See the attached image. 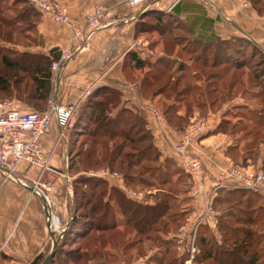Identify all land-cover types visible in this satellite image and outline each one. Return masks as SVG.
I'll return each instance as SVG.
<instances>
[{"label": "crops", "instance_id": "0c3cea01", "mask_svg": "<svg viewBox=\"0 0 264 264\" xmlns=\"http://www.w3.org/2000/svg\"><path fill=\"white\" fill-rule=\"evenodd\" d=\"M61 2L70 22L39 16L35 23L38 42L28 50L46 54L55 48L58 57L62 49L72 51L71 58L59 71L50 68L52 88L47 102L54 99L60 103H79L81 109L92 92H99L102 88L101 93L104 89L114 90L118 95L117 105L106 110L111 117L121 108L136 113L150 132L160 157L173 160L183 171L181 163L186 157H198L203 163V174L193 177L188 174L190 205L185 208L180 226L164 235L165 239L173 242L176 264H188L187 232L204 212L212 191L213 177L227 169L239 151L233 143L232 133L219 126L224 119H229L227 115L233 111L232 108L246 107L247 111H258L260 108L251 103L259 102L264 96L259 92L260 83L253 80V70L260 66L246 60L250 47L245 45L248 39L258 46L256 54L259 50L264 53V14L249 0H143L137 5L130 4L129 0H100L113 17L102 18L100 27L82 43L91 29L86 15L93 13L95 1ZM142 6L145 9L140 11ZM148 10L149 13L143 14ZM131 52L145 62L143 67L135 66L130 58ZM194 65L225 73L219 78L214 73L201 78ZM153 66L178 72L181 80L188 78L193 82L191 85L204 89L219 82L220 88H228V94L222 98V92L212 90L215 98L212 103L209 99L204 106L193 105L189 109L180 106L179 101L171 100L168 104L176 102V106L170 119L159 106L161 94L147 97L145 92L150 82L141 73ZM112 104L109 103L110 106ZM151 108L159 111L160 116L155 115ZM196 118L206 120L205 129L189 142L185 154H177L173 146ZM57 134L58 127L52 122L42 137V147L48 156L46 167L20 162L13 171L16 180L0 169V264H28L39 252L47 254L52 246L54 239L48 228L44 198L34 190L44 194L50 213L58 220L60 233L68 227L72 190L69 172L66 178L63 170L71 138L69 131L66 140L58 141ZM257 151V158L252 163L260 166L264 157L263 143ZM97 176L105 178L111 185L115 183L132 199L122 178L117 175L115 178L113 174ZM224 191L218 189L213 202L216 194L221 195ZM145 203L154 202L150 199ZM213 207L222 213L214 204ZM115 218L119 229L122 228L123 216L117 208ZM208 223L198 224L197 236L203 227L215 230ZM195 245L197 247L196 241ZM152 253L148 252L130 264H147ZM190 264L197 263L193 259Z\"/></svg>", "mask_w": 264, "mask_h": 264}, {"label": "trees", "instance_id": "16d2710c", "mask_svg": "<svg viewBox=\"0 0 264 264\" xmlns=\"http://www.w3.org/2000/svg\"><path fill=\"white\" fill-rule=\"evenodd\" d=\"M59 1L61 2V0ZM249 1L260 13L262 12L264 14V7H261L260 4V2H262L263 0ZM23 2L27 3L30 6V9L33 13V23L35 27V23L36 21H38L40 15L35 10V8L26 0H23ZM9 9H11V6L9 7ZM1 13L3 12L0 11V23H2L3 25L10 24L11 21L23 14H21L19 11H16V14H14L11 19H8L2 16ZM147 13H149V10L144 12L143 14ZM245 45H248V47H250V54L246 55V60H250V62L253 63H258V65L260 66V68H255L253 70V80L254 82L260 83L261 90L259 92L260 94H263L264 53L259 50V54H256L255 51L259 49L258 46L248 39H246ZM56 52L57 49L55 48L50 49L46 54L23 52L22 54H17L15 56L17 57L16 60H9L6 56H0L5 68L12 71V76L14 77V79L16 78V84L21 83L22 78L20 76L24 77L26 74L28 75V81L26 83L24 82L29 87L27 97L30 98L31 101L34 99L36 101H40V105H36V107H38V110L34 111L43 110L47 106V97L49 96V91L52 88L50 65L52 61L58 58V54ZM252 57L253 59H251ZM130 58L134 61L136 67L144 66L145 62L140 59L135 53L131 52ZM26 59H28L30 63L25 65ZM229 59L230 61H232L230 57ZM213 73L219 78V76L223 75L225 72L219 70L213 71L211 74ZM9 81L10 80L8 74H6L5 76L3 74H0V91L9 89ZM151 84L152 83L150 82L149 85ZM173 85L172 83H169L167 81L165 84L160 86V88L155 89L152 92V95L162 94ZM192 87L198 88V90L196 91H199V93L194 99H192V101L186 102L187 96L194 90L192 89ZM102 89H100L99 92L97 90L96 92H92V94L87 98L86 102L83 104L79 111L75 126L71 129L70 132L71 139L70 141H68L66 167L67 170H69L72 161L74 159L76 160L79 157H86V159L88 160L89 157L92 156V158H95V163L96 161L98 162L100 152L97 151L96 147H93L94 142H97L96 140H81L79 148L73 152V148L78 142V138L89 136L94 139H112L119 136L122 140L125 141L126 139L130 138L132 132L134 131L136 133H141L136 136L135 141H142L144 138L148 139L147 147L141 149V151H138V156L137 154H135V160L133 153L136 152H127L123 150V148L127 146L126 142L124 141H122L121 143H114L111 149H106V155H108V164H110L112 167L114 165H117V167L121 168V170L124 171V183H133V178H131L132 175L130 174L132 167H134L144 159H150L146 154L148 151L154 152L156 158L160 157V153L153 145L152 136L150 132L146 130L144 121L136 113L132 112L129 109L121 108L113 117L108 114V111L106 110H109L110 107H114L117 105L116 102L118 95L116 91L110 89H107V91H105L104 89V91L101 93ZM169 90L173 91L174 94L172 100L176 102L179 101L180 106H183V104H187L185 106L186 109H189L193 105L202 107L209 99L212 103V101L215 99L212 90L221 92L219 82H217V85L210 84L204 90H200V87L197 86H185L179 90H175L172 88ZM16 98L19 99V96H16ZM111 102H113L112 106L109 105V103ZM176 102L167 104V106L163 109L170 119L173 118V110L175 109ZM241 110L247 111V108L242 107L237 112L243 113ZM231 113L236 112L232 111ZM246 113L247 115H239V121H250L255 127L264 125V106L258 111H247ZM86 114H88V118H85V116L87 117ZM228 121V119H224L219 126L220 129H227V126L230 123ZM260 143L264 144L263 141H261ZM85 145H87L86 148H84ZM164 159L165 161L175 165L173 160L169 158ZM247 159L248 158L245 155H242L241 159L234 161L244 167H256L264 170L263 160L262 165L251 166L252 162H247ZM175 167V170L178 172V180L183 173L188 178V174L186 172H184L180 167L176 165ZM108 168L112 170V168ZM73 183L77 186L81 184L87 186L89 189V193L87 194V191L77 187H74V190H72L69 204L71 213L68 227L58 241L54 256L49 260L47 264H65L70 260L74 262L81 260L83 257L80 254L71 256L72 254L70 253L72 251H68L66 247L70 243L73 244L77 241L83 240L88 235V232L90 230L94 229L98 232L118 230L119 225L115 218V207L113 208L114 203H116V208L120 210V213L123 216V222L121 225L123 227L125 226L126 228L134 230L135 234L142 235L141 239L138 238L136 240L138 241V243L149 241L151 231L159 233L160 240H157L160 241L159 247H161L162 250L160 253H158L159 255L152 254L149 257L148 261L153 260L158 263L165 261L164 259L170 253L173 242L171 240L165 239L164 235H166L168 232L176 231L178 229L186 211L182 209L181 212H176L177 210H175L174 206H176L177 201L176 199L170 198L169 192L164 191V194H161L165 197L164 199H161L153 204H146L129 198L122 189L118 188L114 184L111 185L105 178L102 177L82 175L81 177L71 179V187ZM157 183L165 185L169 183V180L166 176H163ZM77 194L80 196V202L76 205L73 204L71 206V203H73V195L76 196ZM217 194L213 202L215 207L219 208L221 204H225L226 202H232L234 204H232V208H230L229 210H222L223 213L221 217L219 216L220 219H218L215 230L209 229L208 227H203L201 229L202 231H200L196 239L197 251L194 257L195 263L264 264V243L261 245V240L264 237V232H257L256 229L259 225L264 224V193L253 192L250 190L232 189L225 190L221 195ZM170 200L173 202L170 203ZM111 202H113V204ZM84 206L89 207L90 213H88L90 215L84 214L82 212L80 213L81 208H83ZM234 208H237L239 212V218L236 217L235 221L237 226H229L226 220L234 215V213L232 214L230 212ZM159 220H163L162 228H156V226H154ZM215 232L220 235L219 240L216 239ZM230 240H232V242ZM134 242L135 240H128L126 245L134 246ZM157 249L160 250V248L158 247ZM95 254L96 252L94 251V255ZM176 263L177 258L174 255L172 260L169 261L168 264Z\"/></svg>", "mask_w": 264, "mask_h": 264}, {"label": "rangeland", "instance_id": "374dc122", "mask_svg": "<svg viewBox=\"0 0 264 264\" xmlns=\"http://www.w3.org/2000/svg\"><path fill=\"white\" fill-rule=\"evenodd\" d=\"M260 4L261 7H264V0L260 2ZM10 6L11 9H9ZM144 7H146V5ZM0 11L3 12L1 13V15L8 19H11L14 16V14H16V11H19L21 14L23 13L20 17L11 21L10 24L8 25L6 24L3 25L2 23H0V56H6L7 59L9 60H13V59L16 60L17 57L15 56L17 54L28 52L29 48L33 47L34 44L38 42V35L35 31V27L33 23L34 20L32 16L33 13L30 9V6L27 3L23 2V0H3V1L1 0ZM28 14L30 15V17ZM187 56L188 55H186L185 57L187 58ZM29 63L30 61L26 59L25 65ZM194 66L197 68L198 70L197 73L201 75V78L203 76L206 77L209 73L213 72L212 68L203 69L200 65H194ZM142 73L141 75H144L147 81L152 83L151 85H149V88L145 91L147 97H149V95H152V92L155 89L160 88V86L165 84L167 81L169 83H172V85L173 84L175 85V86L174 85L171 86L169 89L172 88L175 90H179L185 86H193L191 85L193 82H191L188 78H184V80H181L178 72L176 73L173 70L168 71L161 67L153 66L148 68L144 72V74ZM185 73L187 76L190 75L189 72H185ZM0 74H3L4 76L8 74L10 80L9 89L0 91V98L13 100L14 105H16V107L20 109L38 110V107H36V105L39 106L40 101H36L35 99L31 101L30 98L27 97L28 96L27 93L29 91V87L25 84L28 81L27 74L24 77L20 76L22 78L21 83L16 84L15 83L16 78L14 79V77L12 76V71L5 68V66L2 63L1 57H0ZM141 75H139V77H141ZM179 79L181 80L180 82ZM226 88L227 87L220 88L221 92L224 94L222 98H226L228 94V89ZM169 89L167 91H164V93L160 95L161 99L159 106L161 110H163L167 106L168 102L171 101L174 97L173 91H170ZM192 89L194 90L191 94L187 96L186 102L192 101V99H194L199 93V91H196L198 90V88L192 87ZM200 90H204V88H200ZM16 96H19V99L16 98ZM251 104L252 105L255 104L259 108H263L264 97H262L259 100V102L254 101ZM186 105L187 104H183L184 108ZM232 110L236 113L230 112L229 116L227 115V117L230 118L228 119L229 120L228 122L230 123L227 126V129L232 133L233 143L239 147V151L237 154H234L233 159L239 160L241 159L240 157L242 155L243 156L245 155L248 159H250V161L248 162L250 163L254 162L258 155L257 147L259 148L260 145L259 143L261 141L264 142V140H261L264 139V125L255 127L253 123L250 121H239L238 119L239 115L241 114L247 115L246 111H242L243 113L237 112L240 110V108L238 107L232 108ZM196 119H193L190 123H192ZM139 134L141 133H136L133 131L130 138L126 139L125 141L122 140L119 136L112 139L110 138L94 139L89 136L78 138V142L73 148V152L79 148L81 140H85V139H89L90 141L96 140L97 142H94L93 147H96L97 151L100 152V155L98 157V162L96 161L95 163V158H92V156L89 157L88 160L86 159V157L84 158L79 157L76 160L74 159L72 161L69 170H67V167H65L64 165V170H63L64 176L67 175V171H68L70 175L69 177L70 181L71 179L81 177L82 175L91 176V177L93 176L101 177V176H97V175H102L99 173V171L107 170L109 174L116 173L118 178H122V180H124V171L121 170V168L117 167V165H114L112 167L110 164H108L107 162L108 155H106L107 152L106 149H111L114 143H121L122 141H124L126 142L127 146L123 148V150L127 152H136L133 153L135 160L136 158L135 154H137L138 156L137 152L141 151V149L146 148L148 144L147 138H144L142 141H138V142L135 141L136 136H138ZM86 147L87 145L84 146V148ZM146 154L147 157L150 159H144L140 161L137 165L132 167V170L130 171L131 172L130 174L132 175L131 178H133V183L131 182L124 183V185L126 184L125 187L127 189H130V193L132 194L131 195L132 199L142 203L148 202L150 201V199H152V201L155 203L161 199H164L165 197L161 194H164V191H167L169 192L170 198L176 199L177 201L176 206H174L173 204L175 210H177L176 212L178 211L181 212L182 209L185 210V208H188V206L190 205V198H188L187 196V191L189 189V180L187 176L183 173L180 179L178 180L177 179L178 172L175 170L176 168L175 165L165 161L164 158H160V157L156 158L154 152L152 151H148ZM234 160L231 161L237 164ZM252 165L255 164L251 163V166ZM108 167L112 168V170H110ZM163 176H166L168 178L169 183L165 185L164 184L161 185L157 183L160 181V178H162ZM189 176L191 175L189 174ZM74 187L82 188L83 190L87 191V194L89 193V189L87 186H84L82 184L77 186L73 183L72 187L71 188L69 187L70 191L74 190ZM223 189L232 190L229 187L220 188V190ZM73 196H74L73 199L71 198L73 202L71 203V206L73 204L76 205L80 202V196L78 194L76 196L75 195ZM172 202L173 201H171L170 203ZM232 204L234 203L226 202L225 204H221L219 209L229 210L230 208H232ZM114 207L115 208L117 207L116 203H114L113 208ZM81 212L84 214H89L90 213L89 207L84 206L83 208H81L80 213ZM230 212L232 214L234 213V215L231 218L229 217L226 221L229 224V226H237L235 222L236 217L239 218V212L237 208H234ZM222 213L220 212V217ZM162 222L163 220H159L156 222L154 226H156V228H162ZM256 229L257 232L263 231L264 224L259 225ZM59 236L60 234L56 233L53 239H55V237L58 238ZM141 236L142 235L135 234L134 230L130 228H126L125 226L118 230H107L105 232H98L94 229L90 230L88 232V235L83 240L77 241L76 243L73 244L70 243L66 247L68 251H72L70 253L72 254L71 256H75V254H80L83 258L76 262L70 260L65 264H121V262H124L125 264H130L137 258L141 256H145L148 252L149 253L153 252L152 254H158L161 252L162 248L159 247L160 241H158L160 240L159 233L151 231L149 236V241L138 243V241L136 240L138 238L141 239ZM216 239L218 240L220 239V235L218 233L216 235ZM128 240H135V242L133 243L134 246L126 245ZM230 241L232 242V240ZM263 243H264V237L261 240V245ZM157 247L160 248V250H158ZM170 250H171L170 253L165 257L164 262L158 263L156 261L150 260L147 262V264H168V262L171 261L173 256L175 255L173 246H171ZM94 251L96 252L95 255H94Z\"/></svg>", "mask_w": 264, "mask_h": 264}, {"label": "built area", "instance_id": "2783aa9c", "mask_svg": "<svg viewBox=\"0 0 264 264\" xmlns=\"http://www.w3.org/2000/svg\"><path fill=\"white\" fill-rule=\"evenodd\" d=\"M39 13L40 17L50 16L59 22H70L66 8L59 0H26ZM95 7L92 14H87L86 18L91 27L90 31L82 39L85 42L97 28L100 27V20L105 17H113L108 8L101 5L100 0H94ZM143 0H129L130 4H141ZM142 9H145L142 7ZM79 33H76V35ZM72 56V51L62 49L57 59L52 61L50 68L59 71ZM80 110V104L74 102L60 103L54 99H49L45 109L40 111H22L15 107L13 100L0 98V169L13 179H17L14 174L16 166L20 162L29 165L46 167L48 162L47 153L42 147V137L48 132L52 122L58 127L57 140H66V135L73 128ZM152 112L160 116L159 111L151 108ZM206 127V120L198 118L188 125L182 132L178 142L173 146L177 154H185V148L189 142L199 137ZM67 166V156H65V167ZM182 168L192 177L203 174V163L198 157H186L181 163ZM101 174H109L107 170H100ZM116 175V173H113ZM68 178L67 175H65ZM229 187L234 189H245L253 192L264 193V170L256 167H244L230 162L227 169L218 173L212 180V191L208 198L204 212L198 222L187 232L189 254L187 263L190 264L196 254L197 247V227L199 223H207L211 228H215L218 223L220 212L213 207V197L220 188ZM45 188V187H44ZM34 192L44 198L43 207L46 211L48 228L52 234L60 233L58 220L49 210L47 199L38 190ZM55 235V234H54ZM184 235V232H183ZM182 235V236H183ZM54 237V236H53ZM181 241V238H179Z\"/></svg>", "mask_w": 264, "mask_h": 264}, {"label": "water", "instance_id": "95a60500", "mask_svg": "<svg viewBox=\"0 0 264 264\" xmlns=\"http://www.w3.org/2000/svg\"><path fill=\"white\" fill-rule=\"evenodd\" d=\"M66 229L60 233V236L58 238L53 240L52 246L47 254H44L43 252H39L28 264H47L49 260L54 256L58 245V241L61 238V236L64 234Z\"/></svg>", "mask_w": 264, "mask_h": 264}, {"label": "bare ground", "instance_id": "6f19581e", "mask_svg": "<svg viewBox=\"0 0 264 264\" xmlns=\"http://www.w3.org/2000/svg\"><path fill=\"white\" fill-rule=\"evenodd\" d=\"M74 126H75V124H74ZM74 126H73V127H74ZM55 221H57L56 218H55Z\"/></svg>", "mask_w": 264, "mask_h": 264}]
</instances>
